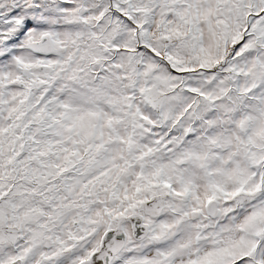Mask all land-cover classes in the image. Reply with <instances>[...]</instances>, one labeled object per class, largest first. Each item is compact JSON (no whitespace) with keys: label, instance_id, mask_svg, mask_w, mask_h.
I'll use <instances>...</instances> for the list:
<instances>
[{"label":"snow or ice","instance_id":"6c2138e0","mask_svg":"<svg viewBox=\"0 0 264 264\" xmlns=\"http://www.w3.org/2000/svg\"><path fill=\"white\" fill-rule=\"evenodd\" d=\"M0 264H264V0H0Z\"/></svg>","mask_w":264,"mask_h":264}]
</instances>
